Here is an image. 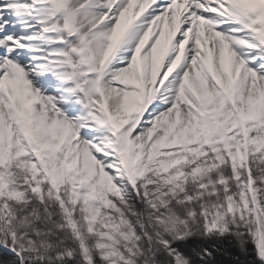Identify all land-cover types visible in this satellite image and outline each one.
Here are the masks:
<instances>
[{
    "label": "snow or ice",
    "instance_id": "1",
    "mask_svg": "<svg viewBox=\"0 0 264 264\" xmlns=\"http://www.w3.org/2000/svg\"><path fill=\"white\" fill-rule=\"evenodd\" d=\"M0 264H264V0H0Z\"/></svg>",
    "mask_w": 264,
    "mask_h": 264
}]
</instances>
